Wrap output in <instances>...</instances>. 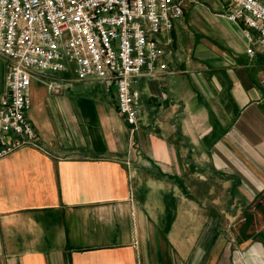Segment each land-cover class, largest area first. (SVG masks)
<instances>
[{"label": "crops", "instance_id": "1", "mask_svg": "<svg viewBox=\"0 0 264 264\" xmlns=\"http://www.w3.org/2000/svg\"><path fill=\"white\" fill-rule=\"evenodd\" d=\"M226 7L183 1L135 132L64 88L29 117L36 145L0 160V264H264V57Z\"/></svg>", "mask_w": 264, "mask_h": 264}, {"label": "built area", "instance_id": "2", "mask_svg": "<svg viewBox=\"0 0 264 264\" xmlns=\"http://www.w3.org/2000/svg\"><path fill=\"white\" fill-rule=\"evenodd\" d=\"M184 0H0V55L5 92L0 96V160L35 146L29 118L31 83L43 73L95 79L112 92L131 133L139 127L142 76L170 75L168 34L183 16ZM243 26L246 53L264 57V0H227L224 16ZM58 94L62 88L47 82ZM264 87V77L262 79Z\"/></svg>", "mask_w": 264, "mask_h": 264}, {"label": "rangeland", "instance_id": "3", "mask_svg": "<svg viewBox=\"0 0 264 264\" xmlns=\"http://www.w3.org/2000/svg\"><path fill=\"white\" fill-rule=\"evenodd\" d=\"M5 72L6 70L4 69V80H5ZM37 80H39L40 82L33 81L31 86L32 108L29 111V117H31L33 120L38 119L39 122H41V120L43 119H46L47 116L51 115L52 109L47 99L50 97V95H55L56 93L47 90L45 84L50 81H55L58 84H61V88L62 89L64 88L63 97L65 99L80 97L81 99L90 101L93 104L96 101L105 104L106 103L111 104L112 101L114 100L112 96V92H108L106 84L100 83L95 79H88L83 82H77L72 80L71 75L63 72H59L56 74L46 72L43 73L42 75H39V78H37ZM139 86L140 83L138 81L136 88H139ZM61 91L56 95H59ZM140 109H144V113L145 110L147 111L146 103L143 100L140 103Z\"/></svg>", "mask_w": 264, "mask_h": 264}]
</instances>
